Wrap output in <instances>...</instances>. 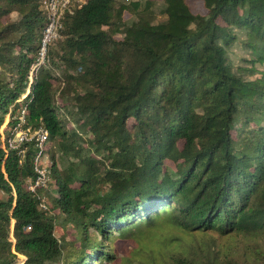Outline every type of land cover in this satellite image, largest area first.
<instances>
[{"label":"trees","instance_id":"1","mask_svg":"<svg viewBox=\"0 0 264 264\" xmlns=\"http://www.w3.org/2000/svg\"><path fill=\"white\" fill-rule=\"evenodd\" d=\"M155 1L65 11L30 82L43 0H0V264H103L157 224L184 235L159 264H264L225 238L264 237V0H161L159 21ZM23 106L48 133L47 208L27 189L35 141L3 148Z\"/></svg>","mask_w":264,"mask_h":264},{"label":"rangeland","instance_id":"2","mask_svg":"<svg viewBox=\"0 0 264 264\" xmlns=\"http://www.w3.org/2000/svg\"><path fill=\"white\" fill-rule=\"evenodd\" d=\"M188 5L190 10L194 13H204L205 9L203 8L202 2L200 0H188ZM163 3L161 0H156L155 5L152 7V16L155 21H159L165 18L164 13L162 12ZM131 15L128 13L124 14V19L129 21ZM233 62L239 64L238 60L240 57H248L244 55L242 50L238 46H232ZM246 64V62H242ZM264 70V65L260 66ZM258 76V74H255ZM4 126V125H3ZM2 126V128H3ZM45 163H49V156L45 155ZM166 165H171L169 161L165 162ZM55 233L67 239L74 240L77 235L74 230L67 226L66 228L56 227ZM213 237L217 238L219 242L225 240V238H231L235 241H241L246 245V248L249 249L251 246L258 245L261 249L264 250V237L254 236V237H243L240 235L232 234L229 237L217 236L215 233H210ZM179 236L183 237L184 235L180 233L175 228L166 225V224H157L155 227L142 229L141 232L134 235V237L124 239L118 236L113 237L110 242V248L113 252V258L106 260L103 264H159L162 258L165 257L167 249H175L177 243H171L169 247L166 248L165 241L167 239H172V237ZM171 237V238H170ZM171 240H169L170 242ZM77 245L78 242H75ZM20 259H23L20 256Z\"/></svg>","mask_w":264,"mask_h":264},{"label":"built area","instance_id":"3","mask_svg":"<svg viewBox=\"0 0 264 264\" xmlns=\"http://www.w3.org/2000/svg\"><path fill=\"white\" fill-rule=\"evenodd\" d=\"M86 0H43V9L46 13V24L42 29L40 43L34 63L30 66L29 81L31 82L33 75L38 68L43 65L47 59V47L55 39L59 37L61 29V19L65 11H72V7H81ZM30 82L26 91L30 90ZM25 106L22 107L17 122L11 129L9 136L4 139L3 148L16 150L17 153L23 154V143L30 140L35 141L37 152L33 158L34 178L27 186L33 194L39 199V204L43 208H47V201L45 198V191L49 189L51 183V175L48 164L45 163V153L42 152L44 142L47 138V130L43 128L31 129L30 127H22L21 123L24 121Z\"/></svg>","mask_w":264,"mask_h":264}]
</instances>
